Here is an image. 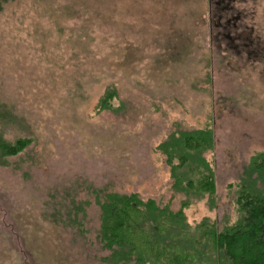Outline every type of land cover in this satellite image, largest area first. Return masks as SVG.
<instances>
[{
    "label": "rangeland",
    "instance_id": "1",
    "mask_svg": "<svg viewBox=\"0 0 264 264\" xmlns=\"http://www.w3.org/2000/svg\"><path fill=\"white\" fill-rule=\"evenodd\" d=\"M0 105L31 140L0 166V264H106L93 192L177 212L182 133L211 131L215 182L187 223H232L264 153V0H0Z\"/></svg>",
    "mask_w": 264,
    "mask_h": 264
},
{
    "label": "trees",
    "instance_id": "2",
    "mask_svg": "<svg viewBox=\"0 0 264 264\" xmlns=\"http://www.w3.org/2000/svg\"><path fill=\"white\" fill-rule=\"evenodd\" d=\"M6 3L12 0H1ZM106 94L101 104H108ZM0 105V124L8 120ZM210 130L182 133L165 154L172 167L173 189L185 195L172 212L135 195L93 192L99 209V243L109 254L106 264H264V153L254 155L234 191L236 220L218 225L205 219L192 227L183 210L191 198L215 195L214 174L203 157L212 145ZM31 145L27 138L7 141L0 134V166ZM178 161L173 165L172 161ZM195 173V174H194ZM197 174V175H196ZM193 175L197 179H193ZM77 210V209H76Z\"/></svg>",
    "mask_w": 264,
    "mask_h": 264
}]
</instances>
